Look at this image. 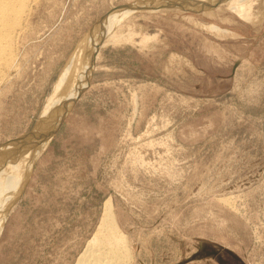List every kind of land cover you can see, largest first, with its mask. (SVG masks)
Returning <instances> with one entry per match:
<instances>
[{
  "label": "rangeland",
  "instance_id": "374dc122",
  "mask_svg": "<svg viewBox=\"0 0 264 264\" xmlns=\"http://www.w3.org/2000/svg\"><path fill=\"white\" fill-rule=\"evenodd\" d=\"M176 1L34 3L0 84V156L30 153L0 264H73L106 199L131 264H264V0L251 1L250 19L226 2ZM124 5L138 9L106 21L87 86L42 133L70 57L80 59L58 112L101 21Z\"/></svg>",
  "mask_w": 264,
  "mask_h": 264
},
{
  "label": "bare ground",
  "instance_id": "6f19581e",
  "mask_svg": "<svg viewBox=\"0 0 264 264\" xmlns=\"http://www.w3.org/2000/svg\"><path fill=\"white\" fill-rule=\"evenodd\" d=\"M36 1L37 0H0V84L6 78H8L11 72L18 66V51L20 50L18 46L20 44L18 43L22 39L21 37L25 36L24 34L26 33L27 23L32 11V6ZM192 1L204 2L205 0ZM251 1L252 0H224L228 10L239 17L242 16L247 19H250L249 9L251 6ZM128 11L134 10L122 9L117 12L109 13L103 18L100 23L98 36L93 37L91 47L87 52L85 65H82L80 69V74L82 77L79 87L75 91L74 96H72L69 105L62 111L58 112L68 102V96H70V93H68V96L62 97L59 95L60 90H62V93H64L65 90L69 91L72 89V85L69 84L70 77L73 76L72 65H75L80 59L77 54H74L70 57L68 63L60 73L49 101L45 105L44 111L42 113L44 116H47V114L51 115V112H53L52 116L47 117V122L42 124V129H44L42 133L48 130H50L51 134L54 132L55 128L60 123L64 115L71 108L75 99L87 86L89 76L93 70L94 47L97 49L101 45L103 36L106 32V21L115 15L117 16L118 14H125V12ZM211 27L217 29L216 26ZM117 38L121 39L118 36ZM117 38L115 36L112 38L109 36L105 41V45L110 42L116 43ZM23 39L25 38L23 37ZM56 112L58 113L55 114ZM55 122L56 125L53 126ZM46 124H48V126H43ZM48 138L49 136L47 134L43 135V139L40 140L41 145H46ZM20 149L19 152L13 151L12 153L9 152L6 155L0 156V228L2 227V220L5 216V212H7V210L11 207L17 195L20 193L21 185L24 179L23 169H21L24 167V159L27 157L30 158L29 150L21 154ZM17 153H20L21 155ZM19 155L20 157H18ZM4 156H7L8 158L6 157L2 159ZM220 201L227 204L228 206L232 205V202L230 204L229 199H222ZM131 262L132 253L127 237L125 234H123L120 226L117 223L112 202L110 199H106L103 204L101 219L95 228V231L86 242L73 264H131Z\"/></svg>",
  "mask_w": 264,
  "mask_h": 264
},
{
  "label": "water",
  "instance_id": "95a60500",
  "mask_svg": "<svg viewBox=\"0 0 264 264\" xmlns=\"http://www.w3.org/2000/svg\"><path fill=\"white\" fill-rule=\"evenodd\" d=\"M214 1V4H213V7H216L217 5H220L222 2H224V0H213ZM212 1V2H213ZM156 2V3H155ZM158 2V3H157ZM178 1L176 0H152V2L150 3V5L152 6H162V7H169V6H176L178 7L179 6V3H177ZM202 3L204 2H198V4L202 5ZM149 7H152L150 6ZM132 8H136L138 9V7H136L135 5H124V6H121L120 9H132ZM143 8V7H141ZM94 50H96V47H94ZM94 53V52H93Z\"/></svg>",
  "mask_w": 264,
  "mask_h": 264
}]
</instances>
